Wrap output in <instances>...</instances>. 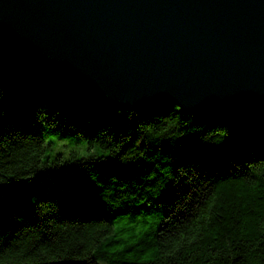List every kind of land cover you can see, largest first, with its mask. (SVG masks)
<instances>
[{
	"label": "trees",
	"instance_id": "obj_1",
	"mask_svg": "<svg viewBox=\"0 0 264 264\" xmlns=\"http://www.w3.org/2000/svg\"><path fill=\"white\" fill-rule=\"evenodd\" d=\"M0 264H264V110H111L0 47Z\"/></svg>",
	"mask_w": 264,
	"mask_h": 264
},
{
	"label": "water",
	"instance_id": "obj_2",
	"mask_svg": "<svg viewBox=\"0 0 264 264\" xmlns=\"http://www.w3.org/2000/svg\"><path fill=\"white\" fill-rule=\"evenodd\" d=\"M0 47L111 110H264V0H0Z\"/></svg>",
	"mask_w": 264,
	"mask_h": 264
},
{
	"label": "rangeland",
	"instance_id": "obj_3",
	"mask_svg": "<svg viewBox=\"0 0 264 264\" xmlns=\"http://www.w3.org/2000/svg\"><path fill=\"white\" fill-rule=\"evenodd\" d=\"M56 182L59 183L56 174H47L32 180L11 184L8 191L26 208L33 209L41 191L52 187ZM65 193L67 196L70 194L69 190H66Z\"/></svg>",
	"mask_w": 264,
	"mask_h": 264
}]
</instances>
